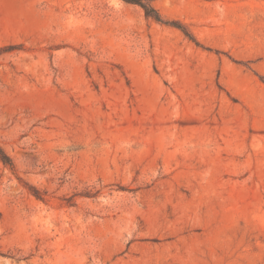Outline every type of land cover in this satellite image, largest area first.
<instances>
[{"label": "rangeland", "instance_id": "1", "mask_svg": "<svg viewBox=\"0 0 264 264\" xmlns=\"http://www.w3.org/2000/svg\"><path fill=\"white\" fill-rule=\"evenodd\" d=\"M146 1L0 0V264H264V0Z\"/></svg>", "mask_w": 264, "mask_h": 264}, {"label": "trees", "instance_id": "2", "mask_svg": "<svg viewBox=\"0 0 264 264\" xmlns=\"http://www.w3.org/2000/svg\"><path fill=\"white\" fill-rule=\"evenodd\" d=\"M124 1L127 3L139 5L143 9L146 17L152 18L158 22H163L162 16L157 11V9L152 4L147 2L146 0H124ZM166 23H168V22H166ZM185 34H186V32H185ZM188 35H190V34H188ZM0 160L2 161V163L4 165L8 166L11 170L14 169V165H13L12 160L1 148H0Z\"/></svg>", "mask_w": 264, "mask_h": 264}]
</instances>
